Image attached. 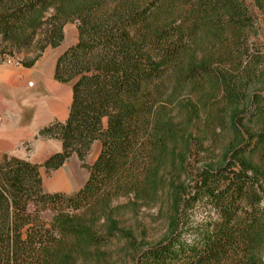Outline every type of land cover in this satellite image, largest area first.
<instances>
[{"label": "trees", "instance_id": "16d2710c", "mask_svg": "<svg viewBox=\"0 0 264 264\" xmlns=\"http://www.w3.org/2000/svg\"><path fill=\"white\" fill-rule=\"evenodd\" d=\"M253 1L264 10V0ZM68 22L77 40L57 57L53 77L71 87L69 113L38 131L60 150L41 164L0 157V264L98 262L122 233L118 199L134 206L162 194L175 210L173 230L141 249L136 264H264V95L248 94L240 76L253 25L246 0H0V60L33 52L21 58L32 67L61 45ZM205 88L232 108L233 141L184 186L196 108L186 101L182 110L181 96ZM257 121L258 131L246 126ZM73 155L88 170L84 184L45 192L40 168L50 175ZM200 207L209 211L205 224L180 230L181 213Z\"/></svg>", "mask_w": 264, "mask_h": 264}, {"label": "rangeland", "instance_id": "374dc122", "mask_svg": "<svg viewBox=\"0 0 264 264\" xmlns=\"http://www.w3.org/2000/svg\"><path fill=\"white\" fill-rule=\"evenodd\" d=\"M246 5L253 25L248 32L246 42L250 55V60L245 65L248 72L244 74L241 72L240 76L246 79L248 94L258 92L264 95V10L256 8L253 0H246ZM64 35L67 37V40H63L61 47L67 46L68 48L72 45L73 39L77 40L75 22H68L64 26ZM53 52L48 47L37 60L39 62V71L41 69V60L50 59ZM33 55V52H26L23 56L25 58H31ZM23 56L12 57L20 62V67H24L21 64V58ZM0 64L8 65L4 63V59L0 60ZM65 86L69 87L70 85L65 84ZM181 100L180 108L184 106L183 103L185 104L186 101L188 109H191L190 105H194L196 108V113L192 115L193 121H187L186 124L190 138L189 147L185 150L187 163L183 169L184 173L180 181H178L183 183L184 186H187V178L195 176L194 174L201 167L217 165L222 161L228 145L233 141V134L229 131L228 127L229 115L232 108L221 98V94L211 91L208 88L194 94L184 92ZM246 107L248 106L245 101L240 106V109H245ZM173 108L174 105L171 104L169 110H173ZM174 112L179 113V108L178 111L175 110ZM246 126L255 131H258L260 128L259 121H257V124L256 122H250L249 125L247 123ZM39 139L48 140L38 136L37 132L31 141L24 142L20 147L26 155L33 157L37 151L36 146L38 143L36 145L35 143ZM58 144H60L59 141ZM60 148L61 144L58 146V151ZM100 149V141H94L89 153L83 160L85 166L89 167L93 164ZM55 152L57 151H52L49 155ZM2 155L4 154H0V157ZM258 158V156L255 157L256 162L260 161ZM39 171L42 176L43 186L45 185L43 190L48 193L63 192L72 194L84 184L88 177V170L82 167V162L75 155L70 157L61 168L52 172L50 175H46L43 168H40ZM56 177H58V185L63 184L60 187L50 188L49 183ZM129 201L128 197H120L116 202L121 207L116 212V219L122 229L120 237L108 247L104 248V255L100 261H92L87 264H136V256L141 249H145L164 240L170 234V231L173 230L171 218L173 216L175 217V210L171 209V203L167 195L162 194L158 199H152L151 201H140L134 206ZM208 215L209 211L207 207L193 208V210L189 211L185 210L178 217L179 229L201 226L205 224L209 217ZM44 216L48 218L49 214L45 213ZM262 256L264 257V247L262 248Z\"/></svg>", "mask_w": 264, "mask_h": 264}, {"label": "crops", "instance_id": "0c3cea01", "mask_svg": "<svg viewBox=\"0 0 264 264\" xmlns=\"http://www.w3.org/2000/svg\"><path fill=\"white\" fill-rule=\"evenodd\" d=\"M75 42L73 39L71 44ZM66 48L61 45L50 48L53 55L41 60L40 71L39 62L30 68L0 64V154L40 164L52 151H58L60 144L53 139L37 140L33 157L26 155L20 146L31 141L43 126L55 120L63 122L68 116L71 87L53 77L56 59ZM62 184L58 185L56 177L49 186L56 188Z\"/></svg>", "mask_w": 264, "mask_h": 264}, {"label": "built area", "instance_id": "2783aa9c", "mask_svg": "<svg viewBox=\"0 0 264 264\" xmlns=\"http://www.w3.org/2000/svg\"><path fill=\"white\" fill-rule=\"evenodd\" d=\"M4 63L8 64V65H13V66H19L20 65V62L18 60H15L12 57H6L4 59Z\"/></svg>", "mask_w": 264, "mask_h": 264}]
</instances>
